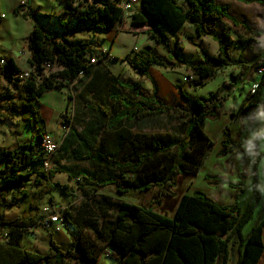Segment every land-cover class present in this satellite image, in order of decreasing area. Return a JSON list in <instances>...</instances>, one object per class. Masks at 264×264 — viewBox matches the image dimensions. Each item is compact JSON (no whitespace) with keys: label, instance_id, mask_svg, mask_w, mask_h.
<instances>
[{"label":"trees","instance_id":"16d2710c","mask_svg":"<svg viewBox=\"0 0 264 264\" xmlns=\"http://www.w3.org/2000/svg\"><path fill=\"white\" fill-rule=\"evenodd\" d=\"M184 1L189 12H184L175 0H140L141 9L131 15V23L149 24L148 37L157 46L164 47L168 54L171 46L167 32L174 34L186 23L194 26L199 37L214 38L220 45L219 56L212 57L202 49L204 60L189 66L191 75L188 78H193L190 79L191 86L203 88L219 70L234 64L231 54L234 41L226 33L217 32L216 26L228 21L233 28L243 30L247 41H253L263 33L252 31L232 18L229 7L217 6L214 0ZM64 2L72 13H76V27L69 32L73 35L86 25L88 30L109 32L123 25L125 20L121 0H92L93 3L87 4L84 9L73 7L74 0ZM259 2L264 5V0ZM28 7L27 0L14 13L34 23L26 45L29 54L27 62L32 68L30 77L27 81L21 80L27 72L22 71L12 57H0V75L16 90V97L9 99L8 112L29 122L34 135L41 141L44 134L40 132L39 124L42 120L34 102L49 92L75 85L81 74L86 75L92 69L94 58L88 43L70 39L69 33L49 31L41 20L51 15L39 17L30 13ZM59 25L64 26L61 22ZM239 41L242 42L240 37ZM128 64L141 77L148 76L152 65L164 66L161 57L150 47L128 59ZM262 66L261 61L254 65L256 70ZM47 70L54 71L44 77ZM112 81L132 96L111 98L114 103L112 108L103 101L86 105L93 117L91 123L82 132L71 133L75 142L86 147V153H77L71 158L76 162L90 163L97 172L78 173V188L84 196L107 186H114L116 193L122 196L130 192L156 190L154 203L137 206L126 202H104L102 205L107 204L114 209V221L103 224L100 229L95 228L87 235L69 232L71 248L68 250H62L51 240L50 251L45 256L28 252L21 244L23 234L32 229L36 219L0 221V264H97L106 247L117 252V264H217L221 257L226 263L228 243L234 235L241 240L238 264H258L264 252V220L253 228L247 239L243 230L263 197L258 168L264 157L259 148L264 132L253 140L256 153L253 194L244 211L240 209L245 194V183L242 182L234 186L235 205L222 206L210 196L195 192L181 198L173 217L162 215L155 207L161 206L166 198L175 196L178 177L198 175L208 151L214 146L204 131L205 122L217 118L229 95L192 97L179 85L177 88L183 104L170 106L138 84L123 83L117 78ZM99 83L96 82V85ZM69 99L72 100L71 95ZM238 112L242 119L239 138L232 141L229 133L225 132L220 157L244 153L253 122L264 114V73L259 89L243 99ZM166 113L173 114L175 120L185 127L183 135L132 131L135 122L159 119ZM43 159L41 146L35 143L0 153V206H13L16 201L32 196V207L38 209L41 200L54 188L49 181L57 172H63L56 169L45 172L42 169L36 179L40 188L35 191L25 189L24 185L31 180L33 173H21V170L42 163ZM69 178L73 176L69 174ZM241 178L244 176L241 175ZM219 183L223 181L219 180ZM67 189V186L62 187L63 192ZM8 198L12 201L8 202Z\"/></svg>","mask_w":264,"mask_h":264},{"label":"crops","instance_id":"0c3cea01","mask_svg":"<svg viewBox=\"0 0 264 264\" xmlns=\"http://www.w3.org/2000/svg\"><path fill=\"white\" fill-rule=\"evenodd\" d=\"M22 1L23 0L19 1L18 6L22 3ZM108 1L114 2L115 0ZM131 1L132 0H121L120 4ZM37 3V0H28V10H30L29 12H34L33 7H38L39 5ZM214 3L217 6H228L229 15L232 18L242 22L252 31L263 33L262 36L255 37L253 41H247V39L243 37V30L237 29V32L233 31V29L226 25L225 22H222L220 25L216 26L217 32L226 33L232 39V41H234V46H232L231 51L234 64L227 67L226 69L219 70L209 80L208 84L205 87L199 89H205L210 86L211 82H213L214 84L215 82H217L216 85H214L213 91L210 92L209 96L229 95L228 100L224 103L223 109L219 111V115L217 116V118L211 119L213 121L220 122L221 124L220 126H214L210 132L211 134H216V137L220 139L219 145L214 143L205 131L207 120L205 122L204 128L206 135L208 136L210 141L214 143V146L208 151L207 154H209V152L212 150L215 157L219 158L224 133H229L232 141H237L239 138V133L242 125L241 115L238 112V108L245 98L244 93L246 90V86L249 85L251 88V86L255 82L260 81V77L257 75L254 65L255 63L264 59V5H262L259 0H214ZM18 6H15L13 8V13ZM181 8L184 12H189V7L187 4L186 7ZM140 9V0H136V3L132 4L131 13H126L123 25L118 26L114 30L109 32L89 30L90 32H93V37L95 38V42H93L92 44H89L87 40L77 38V36L74 35L72 40L83 41L89 44V51L92 53L93 58L96 60L95 63L92 64V69L86 75H80L78 80L75 82V85H73L69 89H64L62 91L54 90L39 97L34 102V106L40 113L42 120V124H39L40 132L42 134L47 133L51 135L58 144V151L53 158L52 170H54L55 168L56 170H61L63 172H57L53 179L49 181V183L52 184L54 188L50 195H46L45 198L41 200L38 209H34L32 207V204L34 203V198L32 196L16 201L13 206H0L1 222H10L18 219L24 221H28L30 219L37 220V223L32 227V229L29 232L24 233L21 238V244L23 248L28 252L36 253L42 256L47 255L50 251L51 240H54L62 250L70 249L71 238L69 232H73L76 235H78L79 233L87 235L88 233L93 232L95 228L100 229L103 224L105 225L114 221V209L107 204L102 205V203H129L127 201L129 199H127L128 197L126 195L131 194L132 197H134L135 195V192H130L123 196L116 193L118 196H120L121 199H110L106 195H104V193L99 194L100 190L110 187L107 186L94 191L90 196H84L80 193L81 196H79L78 199H75V197H77L78 191H80L78 188V183L80 182V180L77 178V174L83 171H88L91 173H96L97 171H95L90 163H88L90 164V169H85L81 164L87 162H76L72 160V155L77 153H86V147L82 144H79L77 141L75 142L74 137L71 135V133L73 131L82 132L91 123L93 117L86 106L88 103L92 104L93 102L103 101L107 107L112 108L114 103L113 100H110L111 98L118 97L120 95L132 96L129 92L123 91L118 84L114 83L112 81L113 78H117L120 82L129 83L131 85L138 84L144 91L149 94H156L158 98L162 99L170 106H178L183 104V100L177 88V86L179 85L182 86L192 97L203 96L193 95L190 90L187 89L185 85H183L182 68L187 69L188 66L203 61L204 54L201 51L202 49L206 51L210 56L218 57L220 54L219 43L210 36L199 37L196 34L194 26L192 24L186 23L178 32L174 34L167 32L169 43L171 46V52L168 54L164 47L157 46L156 42L148 37L147 31L151 28L149 24L132 25L131 15L134 12L140 11ZM15 15L19 18L21 17L25 21L30 22V34L34 25L33 21L31 19L23 18L21 14ZM0 19V23L5 19L4 14H1V12ZM85 28L88 29V26L86 25ZM122 28L126 31L121 32ZM123 34L130 36L131 43L127 47L126 52L123 54V56H119V54L115 52V47L117 46L120 36ZM239 37L242 42L239 41ZM146 47H150L158 56L161 57L164 66L152 65L149 67L148 76L141 77L139 74L135 73L131 66L128 64V59L134 57L136 53L140 52ZM134 49H138V52H133ZM8 53L9 55H0V57H12L17 62L16 58L12 54V49H9ZM26 54L28 55V53ZM26 59L28 60V57ZM118 61L122 63V68L119 70H114L112 64ZM17 64L20 67L18 62ZM20 69L24 72L32 70L30 65L27 69H22L21 67ZM168 73L177 74V77L169 78L167 76ZM133 79H135V81ZM149 81L153 83V86L150 87V90L146 89L145 86ZM96 82L101 83L96 85ZM70 95L72 97V100L69 99ZM19 117L21 118V116ZM159 119L163 120V124L161 125L162 127H164L165 125H167L168 127V130L163 133H173V127L177 124L174 115L171 113H166L163 114ZM159 119H156L157 122H159ZM139 123L140 121L133 124L132 131L134 133H145L144 126L139 127ZM77 125H82V127L78 128ZM14 130H16L15 134H18V136L20 135L21 137L15 141V146L10 148H0V153H2L3 151H13L18 149L20 146L30 143H35L36 145L40 144L39 138L34 135L29 122L22 120V118L20 122H16L14 124ZM262 132H264V114H260L252 124V128L246 142L244 151L245 154L243 152H238L232 157L233 159L241 158L243 165L242 172L238 173L236 176L237 181L234 183H229L222 178H220L219 180H222L223 183H219L218 181L219 185H228L231 189L234 190V203L230 205H235V185L244 182L246 193L247 183L245 169L246 171L248 169H253V162L256 157V153L253 147V140ZM99 142L100 140L98 139L97 143ZM263 142L264 138L259 142V148L261 151H264L262 148ZM222 159L224 158H221L219 160ZM66 160L73 162V166L71 168L63 167ZM230 161L231 159L226 160V162ZM231 162H234V160H232ZM58 165L62 166L57 167ZM203 165L201 166L197 176H182H186V178H188L186 179L187 182L190 181L189 177H199L204 169ZM41 171L42 163H36L26 169L21 170V173H33L31 180L24 185L25 189L35 191L40 188V186L36 184V179L37 174ZM62 174H66V182L63 184L55 182L57 178L62 177L60 176ZM69 174L73 176L72 179L69 178ZM241 175H243L244 178H241ZM179 178L180 177H178L177 185L179 183ZM73 181H78L77 188L75 186V183L71 184V182ZM47 182L48 180L44 181V183ZM260 182L261 177L259 178V185H261ZM63 186L68 187L67 192L62 191ZM57 188L61 190L63 194L67 195L68 200L63 199L58 202L53 199L52 194ZM97 192L98 195H94V193ZM195 192L201 191H194L192 192V194ZM190 193L184 195H192ZM176 194L174 197H176ZM72 196L75 200H72ZM174 197L166 198L163 201L162 205L159 207H155V209L162 215L173 217L182 198H179L177 203H175V201H173ZM46 198H50V203H45ZM166 200H170V202L174 203L172 211L169 213H163L160 210L162 207H164ZM7 201L11 202L12 200L11 198H8ZM93 205L97 210H95ZM137 206L144 205L140 203V205ZM240 209L242 211L245 210L241 207V203ZM55 213H64V215L67 216L68 223L64 230L60 232H52L50 230H47L39 223L42 217H47ZM241 249V240L238 235H234L228 243L227 262L225 263L224 258L221 257L217 260V264H234L235 260L237 261L236 264H238L241 256ZM233 254H236V256H234L231 260V255ZM118 257L119 256L116 251H114L111 247H106L100 256V259L97 261V264H117ZM258 264H264V252Z\"/></svg>","mask_w":264,"mask_h":264},{"label":"rangeland","instance_id":"374dc122","mask_svg":"<svg viewBox=\"0 0 264 264\" xmlns=\"http://www.w3.org/2000/svg\"><path fill=\"white\" fill-rule=\"evenodd\" d=\"M20 0H1V14H4V20L0 23V55L5 56L9 55L8 50L12 49V54L16 58L17 62L19 63L20 67L22 69L29 68V65L27 63V57H29V54H25L21 56V53H25L27 51V37L29 35V29H30V22L23 20L21 17L19 18L16 16L12 10L15 6H18ZM39 4L38 7H33V10L35 14L39 15V17H44L46 15H51L50 18H44L41 20V23L46 26V28L55 33V34H63L69 33L72 28L76 27V21L75 15L76 13H72V11L67 8V5L65 4L64 0H37ZM184 0H176L179 6L186 7ZM81 3V4H80ZM93 3L92 0H74L73 7H77L78 9H84L87 4ZM40 6V7H39ZM30 11V10H29ZM31 13V12H30ZM63 23V27H61L59 24ZM226 25H228L233 31L237 32V29L233 28L228 21H224ZM241 30V29H239ZM122 31H126L125 29H121ZM77 38L85 39L89 42V44H92L95 42V38L93 37V32H90L87 28H79L75 34ZM70 39L74 37L73 34L68 35ZM15 43V44H14ZM131 43L130 36H127L126 34H123L120 36L119 41L117 43V46L115 47V52L119 54V56H123V54L126 52L127 47ZM235 55V53H234ZM239 61V60H238ZM241 63V62H239ZM113 69H121L122 63L121 62H114L112 64ZM56 70V69H54ZM52 70V71H54ZM26 71V70H25ZM46 71L43 76H48L51 72ZM27 73H30V71H26ZM183 73V85L186 86L187 89L190 90V92L193 95H203V96H209L210 92L213 91L214 85H216L213 82L210 83V86H208L205 89H193L190 83V79L188 78L189 75H191L190 68L188 66L187 69L182 68ZM169 78L177 77V74L174 73H168L167 75ZM187 79L185 81L184 79ZM189 79V80H188ZM135 81V79H133ZM146 89L150 90V87L153 86V83L149 81L146 83ZM250 91V86H246V90L244 93V97L248 95ZM10 97H16V90L12 85H9L6 83V81L3 79V77L0 75V148H10L15 146V141L18 140L21 136L18 134H15L16 130H14V124L16 122H20L21 118L18 115L10 114L7 110L9 105V99ZM159 122H157L154 118H148L141 120L139 123V127L144 126V130L146 133H163L168 130L167 125L162 127L163 120L159 119ZM242 122V119H241ZM221 125L220 122L213 121L211 119L207 120V125L205 128L206 133L208 136L212 139L214 143L219 145L220 139L216 137V134L210 133L214 126ZM78 128H81L82 125H77ZM184 126L181 125L179 122L173 127V133H176L178 135H183L184 133ZM262 148L264 150V142L262 144ZM261 153L264 154V151H261ZM212 150L209 152V154L205 157V163L203 165V171L201 175L197 178H191L189 177V182L186 181V176H180L179 183L176 187V197H174L173 201L177 203L179 198H181L184 194L190 193L191 191H201L213 198L218 204L220 205H230L234 203V190L231 189L228 185H219L218 181L220 178L224 179L225 181L229 183H234L237 181V174L242 172V161L240 159H233V154H227L222 157L216 158L213 154ZM221 158H224L222 160H219ZM234 160V162H226V160ZM85 169H90V164L88 163H82L81 164ZM62 165H58L57 167H61ZM73 166L72 161L66 160L63 167L71 168ZM55 169V168H54ZM259 178L261 177V190L263 194V198L259 202L253 217L251 220L245 225V228L243 230V235L245 238H247L253 228L260 225L261 222L264 220V157L259 162ZM246 193L244 194L243 198L241 199V207L245 209L247 206L248 200L250 199L252 193H253V169H248L246 171ZM261 175V176H260ZM61 178H57L55 182H59L60 184L66 182V174L60 175ZM59 177V176H58ZM208 177V178H207ZM77 182L73 181L71 184L75 183V186L77 188ZM192 192L190 194H192ZM80 191H78L77 197L75 199H78L80 195ZM100 193H104L108 198L110 199H119L120 196L116 194L115 188L113 186L104 188L100 190ZM82 194V193H81ZM134 197H132L131 194L126 195L129 199L127 200L130 203L140 205L143 204L144 206H151L155 201L156 196V190L146 192L144 194L135 192ZM94 195H98L97 193H94ZM137 195V196H136ZM143 195V197H142ZM53 199L55 201H61V200H68L67 195L63 194L61 190L58 188L55 189V191L52 194ZM137 197V198H136ZM176 198V199H175ZM50 198L45 199V203L49 202ZM72 196V200H75ZM121 199V198H120ZM141 199V200H140ZM140 200V203H139ZM92 206V205H91ZM174 206V203L170 202V200L165 201L164 207H162L160 210L163 213H169L172 211V208ZM95 208V206L93 205ZM95 210H97L95 208ZM64 214V213H63ZM232 253V251H231ZM236 256V254L231 255L232 258ZM237 261H234V264H236Z\"/></svg>","mask_w":264,"mask_h":264},{"label":"built area","instance_id":"2783aa9c","mask_svg":"<svg viewBox=\"0 0 264 264\" xmlns=\"http://www.w3.org/2000/svg\"><path fill=\"white\" fill-rule=\"evenodd\" d=\"M27 0H23L22 3H24ZM136 3V0H132L131 2H127V3H122L120 4L121 9L123 10V12L125 13H131L132 10V4ZM119 30V29H118ZM133 52H138V49H134ZM27 52L25 51V53H21V55H25ZM95 59H92L91 63H95ZM262 65L264 66V59L261 61ZM263 66L259 69L256 70L257 75L260 77V81L255 82L251 88L248 94L250 95H254L257 90L259 89L260 86V82L262 80V76L264 73V68ZM82 75V74H81ZM29 73H25L23 76H21V80L27 81L29 79ZM191 80L193 78H190ZM185 81H187V79H185ZM40 146L44 155V159L42 162V169L45 172H49L52 170L53 168V158L56 155L57 151H58V144L56 143V141L54 140V138L45 133L42 136V140L40 141ZM40 225H42L45 229L50 230L52 232H60L62 230H64V228L67 225V217L63 214V213H55L52 215H49L47 217H42L41 220L39 221Z\"/></svg>","mask_w":264,"mask_h":264}]
</instances>
